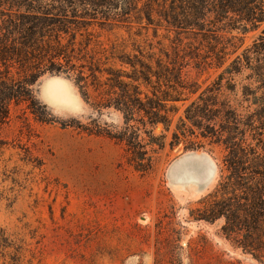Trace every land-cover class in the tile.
Here are the masks:
<instances>
[{
  "label": "rangeland",
  "instance_id": "obj_1",
  "mask_svg": "<svg viewBox=\"0 0 264 264\" xmlns=\"http://www.w3.org/2000/svg\"><path fill=\"white\" fill-rule=\"evenodd\" d=\"M214 4L199 1L205 10L183 26L189 0H0V92L10 97L0 108V264H264L240 246L254 232L227 236L226 218L190 215L229 174L223 144L199 137L196 150L172 149L161 124L166 147L144 146L152 129L138 108L159 85L147 66L177 65L196 92L161 82L190 97L168 103L172 130L208 87L234 104L264 98V21L217 16ZM254 7L264 16V0ZM130 125L135 152L153 155L148 171L131 161ZM186 158L211 165L212 180L174 175Z\"/></svg>",
  "mask_w": 264,
  "mask_h": 264
},
{
  "label": "trees",
  "instance_id": "obj_2",
  "mask_svg": "<svg viewBox=\"0 0 264 264\" xmlns=\"http://www.w3.org/2000/svg\"><path fill=\"white\" fill-rule=\"evenodd\" d=\"M199 1L202 0H189L191 10L189 9L190 14L187 11L190 16V20L187 21L191 24H184L183 22V26L196 23L197 20L191 18H194L196 12L203 8L197 6ZM257 3L258 0H215L213 10L217 16L221 17L232 12L242 15L246 19L248 18V21L253 23L262 22L264 16H257L254 10ZM261 39L264 40V35L261 36ZM259 44V48L261 47L259 52L264 51V41ZM177 67V65L173 68L167 65H159V68L154 72L153 67L147 66L146 79L148 83L152 81L153 76H156L159 85L153 86L152 95L146 94L145 104L138 108L139 111L144 112L146 125H149L152 129L148 132L149 139L144 146L150 147L152 153L166 147L168 134L160 136L154 134L156 128L161 124L167 133L172 131V139L169 142L172 149L183 143L185 150H196L201 146L197 141L199 137L208 140L210 143L223 144L227 152L224 162L229 174L223 177L224 181L219 184L220 188L199 201L204 207L192 210L190 215L195 220L207 222H215L223 217L226 218L223 232L227 236L236 232L237 229L245 230L249 236L254 232L257 237L247 238L240 246L245 252L251 253L257 259H263L264 98H256L255 96V99L251 101L248 100L247 96H244V101L250 103L248 106H245L243 100L234 104L230 97L221 101V96H214L213 87H208L187 105L184 114L179 117L176 128L172 130L173 118L169 117L168 103L181 101L185 103L190 100V97L184 98L183 96L171 94L169 91L159 90L161 82L165 83L169 89H174L177 92L189 90L190 93H196L191 87L183 83L182 68ZM224 73H232L230 67ZM222 79L223 74L219 76V84L222 83ZM116 82L124 84L119 78L116 79ZM3 95L4 93L0 92L1 109H5L7 101L10 100V97L2 98ZM256 104L262 105V109L252 111V105ZM116 105L124 106V112H127L129 117L133 119L134 111L125 106V102H118ZM174 109H176V113L179 111L176 106H174ZM0 113L1 119L3 113ZM129 117L126 116V120L130 122ZM46 122H49V120H46ZM130 127L133 128L134 137L131 142L129 141V145L131 144L134 153L142 145L141 142L134 141V126L130 125ZM116 138L121 141L124 140L121 135ZM2 145L0 141V149L3 147ZM144 153L146 156L143 157L141 151L135 152L131 161L137 163L135 164L137 170L141 164L140 161H148V168L145 170L148 171L152 168L153 155H150V150Z\"/></svg>",
  "mask_w": 264,
  "mask_h": 264
},
{
  "label": "bare ground",
  "instance_id": "obj_3",
  "mask_svg": "<svg viewBox=\"0 0 264 264\" xmlns=\"http://www.w3.org/2000/svg\"><path fill=\"white\" fill-rule=\"evenodd\" d=\"M48 91L52 95H56V93H58L56 92L55 86L49 88ZM189 160H191V158H186L183 159L179 164H177L173 168V174H184L190 181L199 182L204 180L208 184L212 180L214 168L211 165L206 166L201 162L191 165V163H188ZM191 166H197L199 169L194 170V168H192Z\"/></svg>",
  "mask_w": 264,
  "mask_h": 264
}]
</instances>
